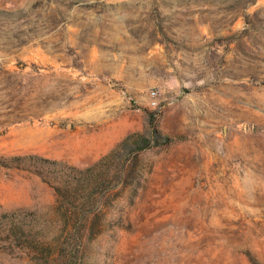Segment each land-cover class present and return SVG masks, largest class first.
<instances>
[{
    "label": "rangeland",
    "instance_id": "1",
    "mask_svg": "<svg viewBox=\"0 0 264 264\" xmlns=\"http://www.w3.org/2000/svg\"><path fill=\"white\" fill-rule=\"evenodd\" d=\"M134 132L155 141L82 211L11 162L84 169ZM17 210L33 235L0 238V264H264V0H0V218Z\"/></svg>",
    "mask_w": 264,
    "mask_h": 264
},
{
    "label": "trees",
    "instance_id": "2",
    "mask_svg": "<svg viewBox=\"0 0 264 264\" xmlns=\"http://www.w3.org/2000/svg\"><path fill=\"white\" fill-rule=\"evenodd\" d=\"M155 137V134L148 137L139 132L131 133L95 164L84 169L35 156L16 157L11 159V162L21 169L33 168L34 172L53 189L58 208L65 211L67 209L82 211L87 205L96 201L97 195L113 189L129 177L137 155L144 149L150 148ZM130 157L132 162L129 161ZM1 217L0 238L10 242L9 244L22 246V240L24 238L28 240L27 236L33 235L35 216L31 212L17 210ZM75 225L76 222L74 228ZM91 231L92 229L89 230ZM77 234H80L79 228ZM78 241L81 243L79 235ZM29 242L33 244V241L29 240ZM66 260L65 262H70L69 257Z\"/></svg>",
    "mask_w": 264,
    "mask_h": 264
},
{
    "label": "built area",
    "instance_id": "3",
    "mask_svg": "<svg viewBox=\"0 0 264 264\" xmlns=\"http://www.w3.org/2000/svg\"><path fill=\"white\" fill-rule=\"evenodd\" d=\"M155 95H156V93H155L154 91H152V92L150 93V96H151L152 99L155 98ZM152 104L154 105L155 102L153 101Z\"/></svg>",
    "mask_w": 264,
    "mask_h": 264
}]
</instances>
